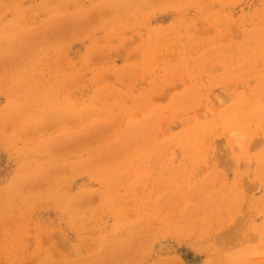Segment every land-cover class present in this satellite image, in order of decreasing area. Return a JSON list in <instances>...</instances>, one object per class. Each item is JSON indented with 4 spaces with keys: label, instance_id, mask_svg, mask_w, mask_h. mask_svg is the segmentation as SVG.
Segmentation results:
<instances>
[{
    "label": "rangeland",
    "instance_id": "obj_1",
    "mask_svg": "<svg viewBox=\"0 0 264 264\" xmlns=\"http://www.w3.org/2000/svg\"><path fill=\"white\" fill-rule=\"evenodd\" d=\"M0 264H264V0H0Z\"/></svg>",
    "mask_w": 264,
    "mask_h": 264
}]
</instances>
